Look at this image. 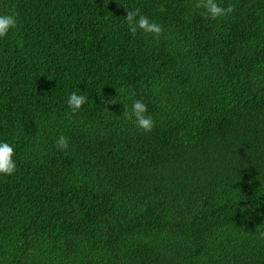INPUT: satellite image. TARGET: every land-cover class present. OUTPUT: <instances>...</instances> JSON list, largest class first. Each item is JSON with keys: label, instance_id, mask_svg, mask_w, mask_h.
Instances as JSON below:
<instances>
[{"label": "trees", "instance_id": "trees-1", "mask_svg": "<svg viewBox=\"0 0 264 264\" xmlns=\"http://www.w3.org/2000/svg\"><path fill=\"white\" fill-rule=\"evenodd\" d=\"M196 2L0 0V264H264V0Z\"/></svg>", "mask_w": 264, "mask_h": 264}, {"label": "clouds", "instance_id": "clouds-1", "mask_svg": "<svg viewBox=\"0 0 264 264\" xmlns=\"http://www.w3.org/2000/svg\"><path fill=\"white\" fill-rule=\"evenodd\" d=\"M197 9H203V15L212 20L226 17L230 15L234 9L231 5L223 7L218 0H197L194 5ZM163 10V8H162ZM128 25L131 35L135 36L137 31L145 34H152L159 37L163 28L160 24L151 21L146 15L142 14L140 9H126L124 17ZM17 27V19L13 14H0V38L8 36L9 32ZM85 95L72 92L67 99V105L72 113H76L82 106L87 103ZM105 105L115 104L117 101L114 97L104 100ZM147 105L141 100L133 101L130 112L126 113L129 120H134L137 128L144 132H151L155 126V122L151 115L147 114ZM56 147L60 150H66L69 147L68 139L63 135L56 140ZM15 150L12 144L8 142H0V174L11 176L16 171V161L14 160ZM264 236V233H261Z\"/></svg>", "mask_w": 264, "mask_h": 264}]
</instances>
